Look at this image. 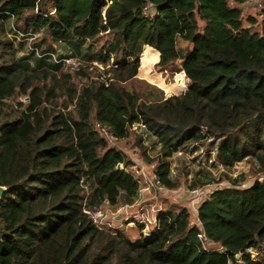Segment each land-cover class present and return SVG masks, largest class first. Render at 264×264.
<instances>
[{
	"label": "trees",
	"instance_id": "1",
	"mask_svg": "<svg viewBox=\"0 0 264 264\" xmlns=\"http://www.w3.org/2000/svg\"><path fill=\"white\" fill-rule=\"evenodd\" d=\"M246 1L0 0V264H264V178H229L193 220L185 206L159 210L155 228L144 235L138 223L135 239L85 211L139 198L126 154L96 123L115 139L141 125L159 146L154 173L165 188L179 185L167 157L189 147L264 173V8L259 20L244 16ZM12 31L41 34L32 46L42 53L66 44L80 67L18 54ZM145 45L162 67L181 60L183 93L146 99L151 88L136 78Z\"/></svg>",
	"mask_w": 264,
	"mask_h": 264
},
{
	"label": "rangeland",
	"instance_id": "2",
	"mask_svg": "<svg viewBox=\"0 0 264 264\" xmlns=\"http://www.w3.org/2000/svg\"><path fill=\"white\" fill-rule=\"evenodd\" d=\"M242 12L244 16L249 14L254 15L258 20L263 17L261 6L257 4L256 0H247L246 4L242 7ZM36 35H24L23 33L15 34L13 31L10 33V36L15 39L16 47L19 48L18 54L29 53L31 48L34 47L32 46L33 41H38L41 37V34H39L34 38ZM103 40L104 39L97 42L95 50L99 48ZM53 45L54 49L59 53H63V51L58 49L59 45L57 46L55 43ZM59 47L64 51L69 50L66 44H60ZM57 51H54V53H57ZM142 53L143 50L140 53V60ZM47 57L49 58V56ZM47 57H45V60L48 61ZM148 59L150 58H142L143 62L145 60L148 61ZM111 62L112 59L109 60V64ZM180 62L181 60L177 59L173 63L163 65V67L157 62L151 66V71L147 73L138 70L136 78L145 80L151 88V93H153L150 96L146 95V99L151 100L157 97L167 98L173 94H180L183 92L184 83L181 79L177 81L182 71L181 66H178ZM98 67L103 69L100 64ZM63 70H72V68L64 66ZM149 73L153 76L151 77ZM138 85L139 84L136 83V86ZM174 85L180 86V89L174 88ZM141 128V125H133L125 138L114 139L108 137L107 139L109 145L120 148L126 154L130 162L127 166V170L131 172L139 182V198L135 201L136 203L133 204L134 208L130 210H121L119 208L120 206L115 209L100 207L102 216L97 220L98 223L100 221L99 224L122 230L131 239H135L139 236L137 225L139 223V218H141L140 212H142L143 219L146 220L145 222L147 223L149 221L148 225H150V219H152L153 215H156L159 210H176L179 207L185 206L190 212L191 220H193L195 208H197L201 200L216 187H223L230 184L229 178L236 179L242 175L243 177L241 180L237 182V185L240 186L248 185L256 178H264V173L261 171V168L252 160L245 159L235 163L231 167H225L215 159L212 148L201 146L198 149L192 150L191 147H189L188 149L176 151L167 157L171 168V175L174 179L176 178L179 180V185L171 189L163 186L159 187L155 183L153 177L155 174V166L157 165L156 158L159 154V146L151 144L152 137ZM144 152L146 156L151 159L150 162H148L146 156H144ZM194 179H210L208 185H196V187H204L203 193L197 196L199 198H195L197 203L191 202L193 198H191L192 196L188 193V191L194 187L191 185ZM132 220H134L133 225L130 224ZM261 253L260 257L263 256L262 258L264 260V251Z\"/></svg>",
	"mask_w": 264,
	"mask_h": 264
},
{
	"label": "built area",
	"instance_id": "3",
	"mask_svg": "<svg viewBox=\"0 0 264 264\" xmlns=\"http://www.w3.org/2000/svg\"><path fill=\"white\" fill-rule=\"evenodd\" d=\"M257 4H259L261 6V9L264 8V0H256ZM143 14L145 16H148V17H151L152 16V13L148 10V8L146 6H144L143 10H142ZM31 50H35V54L38 56V57H43L44 55H48L49 58L48 60H52L54 62H62L64 64V66H69L70 68L72 69H78L81 65V62L78 58L76 57H72V56H66L65 54L61 53V55H59V52L57 51V53H54V52H45V53H42L40 51H38L37 49H35L34 47L31 48ZM143 54V53H142ZM141 54V55H142ZM94 64H97L96 62H93ZM99 65V64H97ZM178 79H181L182 82L184 83V86H183V92L188 88L189 84H190V79L186 76L184 70L182 69L181 73H180V77L177 78V81ZM176 81V82H177ZM187 85V86H186ZM186 88V89H184ZM182 92V93H183ZM149 96V95H147ZM96 128L101 132V134L108 139V137L110 138H114L115 137L112 135L111 133V130L108 126L106 125H103L101 123H96ZM154 180H155V183L159 186V187H162L161 183H160V180L159 178L157 177L156 174H154ZM245 186V185H243ZM204 191V187L203 186H200V187H192L188 193L189 195H191L193 198L191 200L192 203H197L195 201V198H199L197 196H200ZM197 208H195V211H196ZM86 212H88L91 217L93 218V220L98 223V219L102 216V213H101V210L100 208H94V209H85ZM140 217L139 218V223H142L143 224V229H142V233L144 235H147L153 228H155L156 226V215L150 219V225H148L149 221L146 223L143 219V216H142V212H140ZM102 225V224H100ZM198 237L202 240V244L205 248H209L208 246V242H207V239H206V236L203 234V233H200L198 234ZM221 250V249H220ZM262 250L264 251V248H262ZM247 251L250 253L251 257L252 258H257L258 257V254H259V251L256 250V249H253V248H248ZM237 259L239 260V254H238V257Z\"/></svg>",
	"mask_w": 264,
	"mask_h": 264
},
{
	"label": "crops",
	"instance_id": "4",
	"mask_svg": "<svg viewBox=\"0 0 264 264\" xmlns=\"http://www.w3.org/2000/svg\"><path fill=\"white\" fill-rule=\"evenodd\" d=\"M244 4H246V2L244 3ZM243 4V5H244ZM148 48V49H151L152 51H155V52H157L158 54H156V56H155V58H151V56L149 55V57H150V59H148V61L147 60H145L144 62H143V60H142V57H141V60H140V65H139V68H138V70H140L141 72H143L144 71V73H147L148 71H151V66H153L155 63H157L158 61H159V56H157V55H159V52L156 50V49H154V48H152L151 46H148V45H145L144 47H143V51H144V49L145 48ZM58 49H60L61 50V48L60 47H58ZM174 62V61H173ZM173 62H171V63H173ZM178 66H181V62H180V64L178 65ZM150 74V73H149ZM151 75V77L153 76L152 74H150ZM136 202H134L133 204H135ZM133 204H130V205H127V204H123V205H120V209L121 210H130V209H133L134 208V205ZM135 212H136V209H135ZM134 212V213H135ZM133 215H135V214H133ZM155 216V214L153 215V217ZM130 224H134V220H132V221H130ZM129 224V225H130ZM135 226V225H134Z\"/></svg>",
	"mask_w": 264,
	"mask_h": 264
},
{
	"label": "water",
	"instance_id": "5",
	"mask_svg": "<svg viewBox=\"0 0 264 264\" xmlns=\"http://www.w3.org/2000/svg\"><path fill=\"white\" fill-rule=\"evenodd\" d=\"M117 167H119V165H117ZM6 191V187L3 185H0V198L2 196V194ZM235 257H238V254H235Z\"/></svg>",
	"mask_w": 264,
	"mask_h": 264
}]
</instances>
